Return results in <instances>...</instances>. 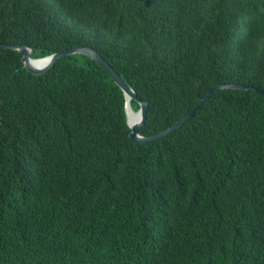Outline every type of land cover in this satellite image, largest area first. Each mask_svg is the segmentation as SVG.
<instances>
[{"label":"trees","instance_id":"1","mask_svg":"<svg viewBox=\"0 0 264 264\" xmlns=\"http://www.w3.org/2000/svg\"><path fill=\"white\" fill-rule=\"evenodd\" d=\"M0 43L90 46L174 124L264 91V0H0ZM0 44V264H264V95L129 137L87 55ZM131 107L138 103L130 100Z\"/></svg>","mask_w":264,"mask_h":264},{"label":"water","instance_id":"2","mask_svg":"<svg viewBox=\"0 0 264 264\" xmlns=\"http://www.w3.org/2000/svg\"><path fill=\"white\" fill-rule=\"evenodd\" d=\"M3 44V43H0ZM5 47L14 49L21 53V60L24 67L31 73L40 74L46 72L54 62L62 56L70 54H84L95 60L101 67H103L114 80V82L121 88L125 96V113L126 121L130 128L129 137L135 143H146L156 139H160L167 136L180 128L187 120H189L194 111L198 109L214 92L220 89L233 88V89H250L259 92L264 95V91L256 86L239 83V82H228L222 83L209 90L195 105V107L177 120L174 124L169 127L156 132L154 134L144 135L139 132L140 127L143 125L146 118V111L148 108V101L141 99L136 91L118 74V72L109 64V62L93 47L90 46H78L62 51L54 52L43 57L34 58L31 56L32 49L25 44H3ZM128 99H134L138 103L137 111L140 113V118L137 122L129 124L127 119V107ZM131 106V104H129Z\"/></svg>","mask_w":264,"mask_h":264},{"label":"bare ground","instance_id":"3","mask_svg":"<svg viewBox=\"0 0 264 264\" xmlns=\"http://www.w3.org/2000/svg\"><path fill=\"white\" fill-rule=\"evenodd\" d=\"M129 104L130 100L128 99L127 119L129 124H133L139 120L140 113L137 110H134L131 106H129Z\"/></svg>","mask_w":264,"mask_h":264}]
</instances>
